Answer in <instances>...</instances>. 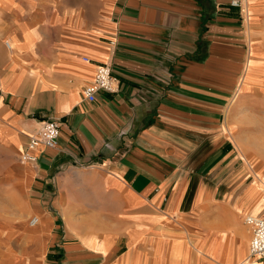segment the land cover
<instances>
[{"label":"crops","instance_id":"crops-1","mask_svg":"<svg viewBox=\"0 0 264 264\" xmlns=\"http://www.w3.org/2000/svg\"><path fill=\"white\" fill-rule=\"evenodd\" d=\"M91 1L0 0V153L61 124L14 171L0 264H264L245 223L264 218L246 144L264 111L263 69L247 79L262 4ZM106 64L120 90L90 102Z\"/></svg>","mask_w":264,"mask_h":264},{"label":"built area","instance_id":"built-area-1","mask_svg":"<svg viewBox=\"0 0 264 264\" xmlns=\"http://www.w3.org/2000/svg\"><path fill=\"white\" fill-rule=\"evenodd\" d=\"M244 3V0H232L231 5L240 8ZM8 46H10V44H8ZM119 90V81L114 77L113 69L106 64L99 66L94 80L85 89V96L88 101L94 102L101 91L116 94ZM60 132L61 124L59 120L50 118L45 121L40 130L32 136L26 151L22 154V161L26 163H35L38 157L34 152L41 146L47 149L56 148L60 138ZM262 182L264 185V175L262 176ZM30 222L33 226H36V224L39 223V219L36 217ZM245 223L253 233L249 248L250 256L252 258L258 257L264 261V218L246 215Z\"/></svg>","mask_w":264,"mask_h":264},{"label":"rangeland","instance_id":"rangeland-1","mask_svg":"<svg viewBox=\"0 0 264 264\" xmlns=\"http://www.w3.org/2000/svg\"><path fill=\"white\" fill-rule=\"evenodd\" d=\"M84 10L90 11L92 10V1L91 0H82ZM262 4V11H261V18L259 25H256V28L250 26L249 30L252 32L253 36L255 31H258V35L253 37V41L258 43L257 46L262 48L261 56L264 58V0H259ZM253 12L251 13L252 18L256 15V9L253 8ZM258 27V28H257ZM259 36V37H258ZM253 55H259L254 47ZM258 67V63L253 60L251 62V68L248 71L247 79H250L254 70L256 68H261L264 71V60L260 62ZM258 80H262L263 85L260 87L262 93V97L260 96L258 99L264 101V76L262 78H258ZM250 121L247 123L248 127L250 128L251 134L248 136V140L246 144L248 146L249 153L254 157V163L256 162H264V111L259 112L257 114L252 113L250 114ZM258 119V120H257ZM23 155L18 154L16 159L12 157H8L2 152L0 153V217H8V213L13 211V205L8 203V191L11 190L10 186L12 184L13 174L14 171L18 170L20 165H24L22 161ZM30 164V163H29ZM254 165V164H253ZM264 175V170L260 172H256L255 176L253 177L254 182H256V176ZM260 190L262 187V182L259 183ZM15 206V205H14ZM16 210V209H15ZM1 241V239H0ZM251 243V240H250ZM249 243V245H250ZM2 248L0 247V255H1ZM11 252L10 250L3 253L4 259H8V254ZM1 259V256H0Z\"/></svg>","mask_w":264,"mask_h":264},{"label":"bare ground","instance_id":"bare-ground-1","mask_svg":"<svg viewBox=\"0 0 264 264\" xmlns=\"http://www.w3.org/2000/svg\"><path fill=\"white\" fill-rule=\"evenodd\" d=\"M10 46H11V44H10ZM23 163L27 164L26 162H23ZM248 165H250V164H248ZM260 182H262V178H261V176H256V183L259 184ZM261 191H262V194H263V196H264V185H263V182H262ZM11 235H12V234H11ZM7 256H8V259H7V260L10 261V259L14 257V256H13V252H9V254H8ZM10 262H11V261H10ZM248 264H250L249 261H248Z\"/></svg>","mask_w":264,"mask_h":264}]
</instances>
